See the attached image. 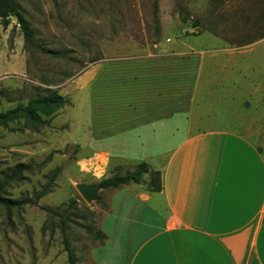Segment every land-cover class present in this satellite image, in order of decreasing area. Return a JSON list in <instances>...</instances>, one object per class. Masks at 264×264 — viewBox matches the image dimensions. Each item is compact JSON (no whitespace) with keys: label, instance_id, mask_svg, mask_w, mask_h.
<instances>
[{"label":"rangeland","instance_id":"1","mask_svg":"<svg viewBox=\"0 0 264 264\" xmlns=\"http://www.w3.org/2000/svg\"><path fill=\"white\" fill-rule=\"evenodd\" d=\"M13 1L33 37L26 43L15 18L0 17V111L46 90L69 104L36 131L21 124L0 128V191L36 202L9 213L0 208V264H68L62 230L76 264H111L114 222L108 215L115 190L100 189L90 203L76 190L80 184L98 186L114 173L110 162L103 167L95 157L97 72L114 62L238 52L264 39V0ZM232 61L238 65L239 58ZM231 85L225 90L233 94ZM241 101L227 95L223 105L215 100L213 108L204 106L210 115L202 127L238 116ZM19 164L30 171L10 180ZM83 226L105 233L104 244L91 240Z\"/></svg>","mask_w":264,"mask_h":264},{"label":"crops","instance_id":"2","mask_svg":"<svg viewBox=\"0 0 264 264\" xmlns=\"http://www.w3.org/2000/svg\"><path fill=\"white\" fill-rule=\"evenodd\" d=\"M95 83V157L119 173L144 162L161 179L158 192L115 190L111 264H264V39L106 64ZM227 95L242 97L239 115L202 127L203 107Z\"/></svg>","mask_w":264,"mask_h":264},{"label":"trees","instance_id":"3","mask_svg":"<svg viewBox=\"0 0 264 264\" xmlns=\"http://www.w3.org/2000/svg\"><path fill=\"white\" fill-rule=\"evenodd\" d=\"M0 17H14L24 41L26 43H31L33 31L30 29L26 20L22 17L13 0H0ZM188 20V17H182L183 23H186ZM197 23V21H194L193 27H197ZM154 25L155 31L158 32V22L156 19ZM68 104L69 102L56 92L46 90L43 93H36L33 97L29 98L25 104H19L6 111H0V128L11 129L10 125L21 124L24 129L36 131L40 128L46 127L49 123L50 117ZM30 169L31 168L28 166L19 164L14 168L9 179L12 180L20 176L23 172H29ZM56 174L57 172H54L53 177ZM130 184L141 185L150 193L158 192L161 189L160 173L152 171L146 163L141 162L133 166L131 170H127L122 174L119 173V171H115L110 177L104 178L98 182V186L103 190H116ZM43 194L44 192H42L41 195ZM32 203L35 204L36 202H32L29 199H9L0 191V208L7 213L12 210H18L25 204ZM46 211L51 214L53 213L48 210ZM85 211L88 212L87 210ZM83 228L91 240L99 242L100 245L104 244L106 235L103 232L100 230H93L90 226H83ZM62 245L67 256L68 264H76L74 250L70 246L68 238L65 236L63 230Z\"/></svg>","mask_w":264,"mask_h":264},{"label":"water","instance_id":"4","mask_svg":"<svg viewBox=\"0 0 264 264\" xmlns=\"http://www.w3.org/2000/svg\"><path fill=\"white\" fill-rule=\"evenodd\" d=\"M76 190L79 192L81 197L85 200V202L90 203L92 201H96L98 199L97 193L100 190L99 186L92 185H76Z\"/></svg>","mask_w":264,"mask_h":264}]
</instances>
